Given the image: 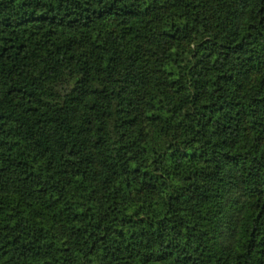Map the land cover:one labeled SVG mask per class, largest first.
<instances>
[{
  "label": "trees",
  "instance_id": "1",
  "mask_svg": "<svg viewBox=\"0 0 264 264\" xmlns=\"http://www.w3.org/2000/svg\"><path fill=\"white\" fill-rule=\"evenodd\" d=\"M0 264H264V0H0Z\"/></svg>",
  "mask_w": 264,
  "mask_h": 264
},
{
  "label": "rangeland",
  "instance_id": "2",
  "mask_svg": "<svg viewBox=\"0 0 264 264\" xmlns=\"http://www.w3.org/2000/svg\"><path fill=\"white\" fill-rule=\"evenodd\" d=\"M78 50H85V48L84 47H79V49ZM142 100H143V98H142Z\"/></svg>",
  "mask_w": 264,
  "mask_h": 264
}]
</instances>
